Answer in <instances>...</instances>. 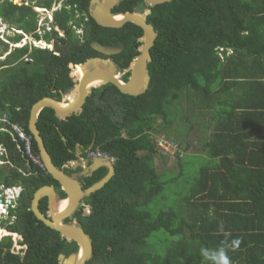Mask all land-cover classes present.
I'll return each mask as SVG.
<instances>
[{
  "label": "trees",
  "instance_id": "1",
  "mask_svg": "<svg viewBox=\"0 0 264 264\" xmlns=\"http://www.w3.org/2000/svg\"><path fill=\"white\" fill-rule=\"evenodd\" d=\"M54 1L37 4L50 9ZM90 2L66 0L42 36L31 6L0 0V17L23 30L16 43L31 33L37 40L55 38L54 51L24 45L0 59V116L7 114L11 123L24 128L35 155L39 149L29 130L31 108L43 97L61 101L75 86L70 62L95 55L94 42L123 45L117 56L121 69L139 54L143 30L134 23L122 28L99 25L89 13ZM144 3L121 0L113 14L142 11ZM149 10L148 22L158 37L145 93L130 96L107 84L94 89L81 114L61 119L45 108L38 117V129L58 168L77 159L80 147L93 146L117 159L115 175L90 196L94 214L85 217L87 230L96 237L93 263L215 264L201 249L225 247L231 264H264V0H172ZM81 23L80 39L73 26ZM55 26L65 35L59 36ZM73 69L83 76V68L77 73ZM185 93L199 109L211 111L213 130L201 151L207 163L193 180L185 179L187 189L175 205L155 213L150 203L165 192L167 183L186 176L187 154H176L179 172L164 181L156 168L151 132H161L172 106ZM158 119L164 124H157ZM0 144L8 151L1 156L0 184H22L20 212H28L36 189L53 179L27 160L8 132L0 130ZM29 170L40 172L39 178L26 175ZM106 174L100 169L87 178V185ZM157 233L160 242L154 241ZM35 249L39 254L25 259L0 251V264H59L56 255L62 249L52 257Z\"/></svg>",
  "mask_w": 264,
  "mask_h": 264
},
{
  "label": "water",
  "instance_id": "2",
  "mask_svg": "<svg viewBox=\"0 0 264 264\" xmlns=\"http://www.w3.org/2000/svg\"><path fill=\"white\" fill-rule=\"evenodd\" d=\"M172 0H144L148 7H154L159 4H164ZM120 2V0H91L90 2V14L93 19L101 26L108 28H122L127 23H134L143 30V36L139 39L142 43L139 49V54L133 59L127 72L130 73V77L127 81L120 79L121 74L118 73L113 61L104 59L102 57L88 59L82 64H73L72 66H82L85 68V74L82 78L76 80V84L69 90L68 99L66 100L67 106L59 108L60 101L51 98L43 97L33 104L30 111L29 130L33 135L38 149L41 160L43 161L48 174L57 180L62 187L63 191L68 195L70 205L62 214V217L71 214L75 211L81 203V200L85 196H91L92 193L102 189L115 175V166L108 160L95 159L94 165H90L89 169H92V173L95 170L105 168L108 173L96 182L93 186L83 190L82 186L78 184L74 177L66 175L62 170L58 169L46 148L43 137L37 126L38 117L40 112L45 108H51L55 111V114L61 119H67L74 114H80L87 101V98L92 94L93 88H98L106 84H113L118 90L126 95L138 96L145 93L150 86V70L149 65L152 63L151 49L155 46V41L158 37V33L155 31L152 24L148 22V15L151 11L147 8L143 12L139 11H127L113 14L114 7ZM118 15H122L125 18L123 20H114ZM14 47H18L14 45ZM96 49L105 54H115L116 50L107 49L104 46H95ZM108 66V68H100V66ZM101 78L102 83L90 86L88 84L91 80ZM76 94L74 100L70 99V96ZM64 101V100H62ZM93 162V161H92ZM88 169V168H87ZM88 172L85 170L83 175ZM82 173V172H81ZM87 174L86 176H89ZM44 195H49L53 198L54 188L53 186H43L35 193L33 198L32 210L36 217L41 220L48 227L60 231L70 240L76 241L80 245L78 253H73L67 259L65 255H61L62 264H86V262L92 257L93 246L88 234H86L81 228L69 227L67 225L60 224L58 222H52L47 219L38 209V202ZM54 200V198H53ZM61 215V214H60Z\"/></svg>",
  "mask_w": 264,
  "mask_h": 264
},
{
  "label": "flooded vegetation",
  "instance_id": "3",
  "mask_svg": "<svg viewBox=\"0 0 264 264\" xmlns=\"http://www.w3.org/2000/svg\"><path fill=\"white\" fill-rule=\"evenodd\" d=\"M144 1V0H143ZM145 4V7L148 8L147 4ZM146 8L142 9V11L146 10ZM138 11V10H135ZM65 35V34H64ZM143 36V35H142ZM141 36V37H142ZM138 38L139 39L141 38ZM25 43V42H24ZM24 43H20V44H24ZM48 43V47H50V49L52 51H54L55 49V38H52L50 41L47 42ZM52 43V46H50ZM104 46L107 49L110 50H116L115 54H105L102 53L100 51H98L96 49L95 46ZM142 45V43H141ZM54 46V47H53ZM92 47L96 50V54L92 55V56H86V59L82 62L85 63L86 61H88V59H93V58H98V57H102L104 59H108L114 62L116 68H118V73L121 74L122 76H120V79L123 81H127L130 77V74L127 78L126 74L129 73L127 72V69L129 68L126 67L125 69H121L120 65L117 63V56L120 55V53L124 50V46L121 44H116V45H109V44H101L99 42H94ZM140 49V47H139ZM58 55H60L59 52H57ZM30 58L29 56H27L26 58V62H29ZM73 62H70L69 65V75L70 77L74 80L75 84H76V80L77 77L74 73V69L72 66ZM82 63H73L75 65L77 64H82ZM131 64V63H130ZM100 66V65H99ZM74 68H77L76 66H74ZM79 70L82 69V66H78ZM100 68H108V66H100ZM82 73V72H81ZM82 75V74H81ZM80 75V78H81ZM107 85V84H106ZM113 85V84H112ZM105 85L98 87V88H102ZM93 88L92 90V94L94 92ZM68 94L69 91L63 93L62 96V100H67L68 99ZM66 95V99H64ZM61 100V101H62ZM82 113V112H81ZM80 113V114H81ZM75 115V114H74ZM78 115V114H77ZM97 150L96 148L94 149L93 146H91L88 149H83L82 147H80L77 150V159L72 160L70 162H68L67 164H64L63 166H61L60 168H57L62 170L66 175L70 176V177H74V179H76V181L78 182V184H80L82 186V189L85 190L88 187V181L87 178H91L93 177L100 169L93 171L92 173V169L90 168V165H94V160L95 159H102V157H90L89 153L91 151H95ZM7 149L6 152L3 153L2 155L0 154V158L3 155L7 156ZM2 161H4L1 158ZM93 161V162H92ZM86 167L88 169H86ZM102 169V168H101ZM87 170L88 172H86L87 174H90L89 176L83 175V172ZM107 170V169H106ZM40 171V170H39ZM82 172V175L79 176L78 174H80ZM40 172L38 171H34V170H29L27 171L26 175L28 176H35L36 178H39ZM41 173L44 175L48 174L47 170L41 169ZM108 173V170H107ZM49 175V174H48ZM53 181H51L49 184L45 183L43 186H53L54 188V195L53 198H51L49 195H44L40 198L39 202H38V209L40 210V212L50 221L52 222H58L60 224L63 225H67L69 227H74L76 226L77 228H81L86 234L89 235L92 246H93V254L92 257L86 262V264H95L93 263V261L96 258V237L94 235H92L86 227V221H85V217H90L94 214L95 209L93 208V205L90 202V196H85L82 198L80 205L78 206V208L73 211L71 214L62 217V214L64 213H60L58 212V210H56V203L57 202H62L64 199H68V195L63 191L62 187L60 186L59 182L57 180H55L52 177ZM5 186V187H15V194L14 197L12 198H7V194H5L4 197L1 196L0 194V251H2V256H5L7 254V252L13 253L15 255H19L21 259H25V257H27L28 254H30L31 256H36L39 253H37L36 249H39L41 252V250L43 251V253L50 252L51 257L54 255L55 253H57L58 249H62V251L60 253H58V255H56V259L58 261L59 264L61 263V255H65V257L68 259L69 256L73 253H78L79 249H80V245L74 241V240H70L69 238H67L65 235H63L60 231L53 229L51 227H48L46 224H44L41 220H39L36 215L34 214L33 210H32V204H33V198L35 193L38 191V189H40L41 187H39L38 189H36V191L34 192L33 196L31 197L30 201H28V208L27 211H31L32 214L28 212H20V205H21V199H23V193H24V189L25 187L18 183V184H14V185H6L4 183L0 184V186ZM93 194V193H92ZM91 194V195H92ZM56 202V203H55ZM4 205V207H3ZM61 211V210H59ZM61 214V215H60ZM37 219V221H35V219ZM39 222H42L45 227H43ZM29 229H33L35 230V232L31 233L28 231ZM39 232L40 235L36 236V233ZM76 249V250H75ZM7 261V260H5Z\"/></svg>",
  "mask_w": 264,
  "mask_h": 264
},
{
  "label": "rangeland",
  "instance_id": "4",
  "mask_svg": "<svg viewBox=\"0 0 264 264\" xmlns=\"http://www.w3.org/2000/svg\"><path fill=\"white\" fill-rule=\"evenodd\" d=\"M24 4H29L30 6L34 4L31 3V0H21ZM36 1V0H35ZM61 1L54 6L50 11L56 10L58 6H61ZM144 9V7L142 8ZM77 18V17H76ZM4 20H6L4 18ZM8 24L1 22L0 18V58L5 59L7 54L13 51L16 47L13 44L16 42L17 34H24L21 30L16 28V25L9 20ZM12 25V26H11ZM48 25L46 16L40 15L39 16V26L42 28L43 26ZM83 24L74 25L73 28L76 29L77 34L82 35L84 31L82 30ZM40 28V32L43 35L46 34L45 30ZM47 29L48 26H46ZM58 30V28H56ZM60 29V28H59ZM2 31V32H1ZM64 35V32L60 30L59 36ZM29 38L27 40V45L32 46L35 42V37L33 33L27 35ZM26 37V35L24 36ZM43 41V39H40ZM38 41L37 46L45 47L41 45V41ZM21 43V42H20ZM19 44V43H17ZM15 43V45H17ZM8 45V46H7ZM52 45V43H51ZM18 46V45H17ZM20 47V46H18ZM54 47V46H53ZM120 75V74H119ZM92 84L91 86H93ZM66 95L64 99H66ZM65 101V100H64ZM167 123H162V119L157 120V124H164L165 127L161 128L160 133L167 134L170 137H173L178 143L179 146H182V150L187 152L186 156V167H185V174L186 176L179 178L176 181H171L166 184L165 192L160 193L154 201H152L149 205V209L152 212L158 213L162 209L167 206L175 205L178 200V194L180 192H184L187 189V181L185 179H192L197 177L199 174V170L201 166L207 163L206 155L201 154L202 147L204 144L209 141L212 130H213V122L211 120V111H205L203 109H199V107L195 104V101L192 97H187L185 93L182 95V98L177 100L176 103L172 106V111L170 112V116H168ZM159 128V129H160ZM166 129V131H164ZM164 131V132H163ZM156 133V131H155ZM159 134V133H156ZM157 154L155 155V164L157 171L161 175L164 181L171 180L172 178L176 177L180 165L179 159L175 158V155L163 154L157 150ZM192 153L195 154H188ZM200 153V154H197ZM198 155V156H196ZM209 158V157H208ZM79 176L82 173L78 174ZM156 238L154 237V241H161V234H156Z\"/></svg>",
  "mask_w": 264,
  "mask_h": 264
},
{
  "label": "built area",
  "instance_id": "5",
  "mask_svg": "<svg viewBox=\"0 0 264 264\" xmlns=\"http://www.w3.org/2000/svg\"><path fill=\"white\" fill-rule=\"evenodd\" d=\"M0 130L8 132L13 140L18 144L21 152L25 154V157H28L30 161H34L41 167L43 166L37 156L34 155V153L31 151L30 148V142H31V136L28 135L24 128L20 124L11 123L9 121V117L7 114H4L3 116H0ZM155 144L157 149H159L162 153H176L179 151V145L177 144L176 140L173 137H170L166 134H156L154 135ZM24 144V145H22ZM6 152V147L3 144H0V154ZM90 157H102V158H110L113 162L116 161L115 157H110L108 154L102 152L101 150L97 149L95 151H91L89 153ZM15 187H5L0 186V194L2 197L7 194V198H12L14 195H16ZM4 207V205H3Z\"/></svg>",
  "mask_w": 264,
  "mask_h": 264
},
{
  "label": "clouds",
  "instance_id": "6",
  "mask_svg": "<svg viewBox=\"0 0 264 264\" xmlns=\"http://www.w3.org/2000/svg\"><path fill=\"white\" fill-rule=\"evenodd\" d=\"M16 4H19V5H27V6H30L29 4H24V2L22 1L21 2V0H13ZM27 1V0H26ZM61 1V6H58L57 8H56V10H54V11H50L54 6H56L59 2ZM65 1L66 0H56V1H54V3H53V5H52V7L50 8V9H48V8H44V7H41L40 5H38L37 4V2H38V0H31V3L33 2L34 4H32L31 5V7H32V9L35 11V12H37V14H38V22H39V16L40 15H43V16H46V19H47V22H48V25H45V26H43V27H45L46 28V26H48V28L49 29H47V30H50L51 29V26H50V23H53V22H55V12L57 11V10H59V9H61L62 8V6H63V4L65 3ZM121 1V0H120ZM89 9H90V7H89ZM147 9V8H146ZM148 9H149V7H148ZM139 12H143V11H139ZM89 13H90V11H89ZM91 15V14H90ZM114 15H117V14H114ZM92 17V16H91ZM1 18V22L2 23H5L6 25L8 24V21H6V20H4V18L3 17H0ZM93 18V17H92ZM12 26V25H11ZM43 27L41 28V29H43ZM81 27H83V26H81ZM17 28V27H16ZM55 28H58V30L57 31H59L60 32V30L61 29H59L60 27L59 26H55ZM1 29V28H0ZM18 29V28H17ZM40 29V28H39ZM75 29V28H74ZM18 30H20V29H18ZM44 30V29H43ZM76 30V29H75ZM82 30H83V28H82ZM22 32H23V30H21ZM63 31V30H62ZM84 31V30H83ZM2 32V31H1ZM64 32V31H63ZM77 33V32H76ZM18 34H20V33H18ZM65 34V33H64ZM84 34V33H83ZM83 34L82 35H79V34H77L78 35V37L81 39L82 37H83ZM26 35V37H24L20 42L21 43H24V44H20V42H19V44H17L16 42V44L18 45V46H20V47H22V46H24V45H27V41H24V40H27L29 37L27 36L28 34H25ZM62 36H64V35H62ZM38 41L39 40H37V39H35V42L36 43H38ZM41 41V40H40ZM48 41H46L45 39H43V41H41V45H44L45 47L44 48H50V47H48V43H47ZM15 43L13 44V46L15 45ZM36 43H34V45L35 46H37V44ZM42 43H44V44H42ZM16 45V46H17ZM50 46H52V45H50ZM37 47H40V46H37ZM40 48H43V47H40ZM220 51H222V49L220 50ZM231 52V51H230ZM1 59V58H0ZM156 133H159V134H164V133H160V132H156ZM156 133H155V131H153V132H151V137H152V139H153V141H154V144H155V139H154V135H156ZM167 135V134H166ZM177 142V141H176ZM178 143V142H177ZM179 145H180V143H178ZM24 145V144H23ZM30 148H31V142H30ZM155 148H156V150H158L157 149V147H156V144H155ZM7 149V148H6ZM21 151V150H20ZM31 151H32V149H31ZM158 153V152H157ZM162 153V152H161ZM171 153V152H170ZM177 153H180L181 154V156L182 155H184V154H186L187 152H185V151H183L182 150V146H179V151L178 152H176V153H172L171 155H175L176 156V154ZM163 154H169L168 152L167 153H163ZM35 155V154H34ZM35 156H37L38 158H39V160H40V162H41V164L43 165L42 167L40 166V165H38L37 163H35L34 161V163L36 164V165H38L39 167H40V169H44V170H47L46 169V167H45V165H44V163H43V161L41 160V158H40V155H35ZM110 156V155H109ZM110 157H114V156H110ZM27 158V160L29 159L28 157H26ZM116 158V157H115ZM30 160V159H29ZM102 160H108V161H110L114 166H115V163H116V161L115 162H113L110 158H102ZM117 160V159H116ZM4 162L1 160V158H0V164H3ZM201 252H202V255H204L205 257H209V258H211L214 262H215V264H231V261H230V258L228 257V255L226 254V250H225V247H220L219 249H217V250H215V251H212V252H210L209 250H207V249H201Z\"/></svg>",
  "mask_w": 264,
  "mask_h": 264
},
{
  "label": "bare ground",
  "instance_id": "7",
  "mask_svg": "<svg viewBox=\"0 0 264 264\" xmlns=\"http://www.w3.org/2000/svg\"><path fill=\"white\" fill-rule=\"evenodd\" d=\"M123 18H125L124 16H122V15H118V16H116L115 18H114V20H123ZM42 44H44V43H42ZM104 67V66H103ZM83 68V75L85 74V68L84 67H82ZM77 69H78V67L77 68H75V72L77 73ZM77 76H78V78H80L79 77V75H78V73H77ZM81 78H82V76H81ZM96 81H99L98 82V84H100V83H102V80H101V78H97V79H93V80H91L90 82H89V84H88V88L92 85V84H94ZM97 85V84H96ZM92 87V86H91ZM74 99V98H73ZM72 99V100H73ZM67 106V103H66V101H60L59 102V104H58V107L59 108H64V107H66ZM56 203V202H55ZM69 205H70V200L69 199H64L62 202H57L56 203V210H58V212H60V213H63V212H65V210H67V208L69 207ZM59 210H61V211H59ZM1 232V231H0Z\"/></svg>",
  "mask_w": 264,
  "mask_h": 264
},
{
  "label": "crops",
  "instance_id": "8",
  "mask_svg": "<svg viewBox=\"0 0 264 264\" xmlns=\"http://www.w3.org/2000/svg\"><path fill=\"white\" fill-rule=\"evenodd\" d=\"M214 125V124H213ZM188 154H192V153H188ZM86 169H87V167H86Z\"/></svg>",
  "mask_w": 264,
  "mask_h": 264
}]
</instances>
